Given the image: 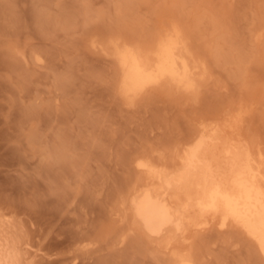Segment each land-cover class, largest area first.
Returning <instances> with one entry per match:
<instances>
[{"label": "rangeland", "instance_id": "obj_1", "mask_svg": "<svg viewBox=\"0 0 264 264\" xmlns=\"http://www.w3.org/2000/svg\"><path fill=\"white\" fill-rule=\"evenodd\" d=\"M165 23L181 30L194 86L123 96L115 47L147 56ZM239 109L264 151V0H0V210L35 244L43 230L40 262L264 264L236 225L155 240L121 203L144 180L136 159L170 166L203 124Z\"/></svg>", "mask_w": 264, "mask_h": 264}, {"label": "bare ground", "instance_id": "obj_2", "mask_svg": "<svg viewBox=\"0 0 264 264\" xmlns=\"http://www.w3.org/2000/svg\"><path fill=\"white\" fill-rule=\"evenodd\" d=\"M165 24L147 56L129 45L115 47L123 96L131 98L162 81L186 89L194 86L196 65L189 60L181 30L175 23ZM244 111L239 109L220 123L203 124L177 147L170 166L150 157L136 159L144 180L136 181L120 202L147 237L169 241L187 227H203L212 219L219 226L231 223L241 228L264 256V151L242 136ZM7 214L0 210V264H51L40 262L46 255L43 230L32 235L35 244L26 223ZM173 264L193 263L181 257Z\"/></svg>", "mask_w": 264, "mask_h": 264}]
</instances>
